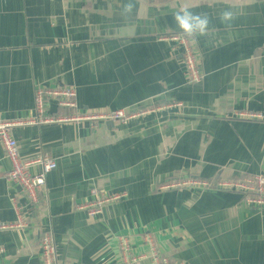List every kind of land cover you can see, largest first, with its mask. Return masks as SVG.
I'll use <instances>...</instances> for the list:
<instances>
[{
	"label": "crops",
	"instance_id": "0c3cea01",
	"mask_svg": "<svg viewBox=\"0 0 264 264\" xmlns=\"http://www.w3.org/2000/svg\"><path fill=\"white\" fill-rule=\"evenodd\" d=\"M0 0V121L11 123L20 156L49 155L46 197L12 228L0 142V264H40L48 231L57 264H124L117 236L132 254L145 237L172 264H264V207L214 187H168L175 181H229L264 174V0ZM188 6L210 23L193 45L202 77L189 83L182 47L160 41L184 35L173 12ZM234 13L227 23L223 10ZM70 87L75 109L47 96L45 114H99L157 107L127 124L95 119L41 123L38 89ZM93 124L96 125L93 128ZM123 195L88 216L78 205ZM135 264H152L150 260Z\"/></svg>",
	"mask_w": 264,
	"mask_h": 264
},
{
	"label": "built area",
	"instance_id": "2783aa9c",
	"mask_svg": "<svg viewBox=\"0 0 264 264\" xmlns=\"http://www.w3.org/2000/svg\"><path fill=\"white\" fill-rule=\"evenodd\" d=\"M160 41H172L177 46H181L182 60L185 67L186 80L189 83L201 81L202 71L197 61L194 48L189 42L188 37L180 34H169L159 38ZM47 96L58 97L57 103L60 107L75 109V93L70 87L38 89L35 92V112L36 120L41 123H50L56 121L95 119L100 121H110L113 123L127 124L132 119L142 117L157 107L164 105L145 106L138 108H120L104 111L99 114L80 113L71 116H56L55 114H45V100ZM249 119H264V115L244 114ZM11 123L0 121V142L4 149V157L9 161V170L5 174L7 182L17 187L16 195L10 197V201L16 215L12 228L25 230L28 227L27 216L31 208L42 204L46 197L45 180L48 173L53 171L57 162L49 155H41L33 159H24L20 156L16 140L11 134ZM96 127L95 124L92 125ZM214 187L221 192H237L242 196L245 204L255 207H264V174L249 173L243 177L229 181H217L211 185L210 182L199 179L179 180L171 183L168 187ZM91 195H98L95 202L78 205L79 210L87 211L88 216L101 214L103 205L112 202L123 195L102 196L96 188L90 190ZM0 228H6L0 226ZM118 246L123 256L124 264H135L139 261L150 260L152 264H172L167 257H164L157 250L151 237H145L144 243L147 247V253L132 254L129 249V243L126 236H117ZM40 264H57V248L55 242L48 231L41 233L39 238Z\"/></svg>",
	"mask_w": 264,
	"mask_h": 264
},
{
	"label": "clouds",
	"instance_id": "9594fccd",
	"mask_svg": "<svg viewBox=\"0 0 264 264\" xmlns=\"http://www.w3.org/2000/svg\"><path fill=\"white\" fill-rule=\"evenodd\" d=\"M134 7L133 0H126L122 7V16H128L132 13ZM173 21L176 27L184 34L185 37L191 39L193 45L198 43L197 37L204 35L210 23L207 13L195 12L188 6H183L173 12ZM234 19V13L230 10H223L220 13V20L227 23Z\"/></svg>",
	"mask_w": 264,
	"mask_h": 264
},
{
	"label": "water",
	"instance_id": "95a60500",
	"mask_svg": "<svg viewBox=\"0 0 264 264\" xmlns=\"http://www.w3.org/2000/svg\"><path fill=\"white\" fill-rule=\"evenodd\" d=\"M107 124L113 125V122L108 121Z\"/></svg>",
	"mask_w": 264,
	"mask_h": 264
}]
</instances>
